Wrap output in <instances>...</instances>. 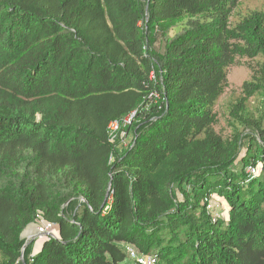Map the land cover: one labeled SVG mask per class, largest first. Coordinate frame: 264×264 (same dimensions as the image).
<instances>
[{
	"label": "trees",
	"instance_id": "obj_1",
	"mask_svg": "<svg viewBox=\"0 0 264 264\" xmlns=\"http://www.w3.org/2000/svg\"><path fill=\"white\" fill-rule=\"evenodd\" d=\"M237 3L0 0V264H124L125 245L157 264H264V127L240 156L243 136L212 128L234 56L264 72V13L230 27ZM37 212L58 234L32 254Z\"/></svg>",
	"mask_w": 264,
	"mask_h": 264
},
{
	"label": "rangeland",
	"instance_id": "obj_2",
	"mask_svg": "<svg viewBox=\"0 0 264 264\" xmlns=\"http://www.w3.org/2000/svg\"><path fill=\"white\" fill-rule=\"evenodd\" d=\"M254 12L264 13V0H238L234 10L231 12L229 19L230 27H234L244 17ZM179 27L172 29L171 33H175ZM160 42L155 43V47L159 46ZM261 57H246L243 55H235L232 63L226 70L225 81L222 85L220 94L213 106L214 119L212 128L224 140L231 139L235 135H242L243 146L239 156L245 154L248 139L245 135L252 132L255 133L252 123L259 124L264 127V72L260 66ZM253 83L259 86V89L247 95L243 91V83ZM250 126V127H248ZM252 127V128H251ZM113 141L123 140L121 144H116L118 151H122L124 146L129 142L130 137H126L123 130L117 127L111 134ZM260 167H258V173ZM179 200L182 195L176 192ZM227 205L224 201H217L213 204V209L210 211L213 218L226 217ZM228 215V214H227ZM34 226L25 229L22 232V238L25 240L24 246L31 242L32 254L39 250V247L44 240L43 238L33 237ZM124 264H134L131 260L125 261Z\"/></svg>",
	"mask_w": 264,
	"mask_h": 264
},
{
	"label": "built area",
	"instance_id": "obj_3",
	"mask_svg": "<svg viewBox=\"0 0 264 264\" xmlns=\"http://www.w3.org/2000/svg\"><path fill=\"white\" fill-rule=\"evenodd\" d=\"M151 78H153V74H151ZM133 113L123 119L124 124H128L130 122ZM118 127V123L112 122L109 125L110 135L112 131ZM113 136L111 135V138ZM260 163L256 165H248L245 168V172L250 175L251 177L257 176L258 167H260ZM222 199L216 196L215 194H209L204 197L202 203L205 205V209L207 211H211L213 209V204L217 201H221ZM223 201V200H222ZM34 234L29 236V238L39 237L43 239H50L51 237H55L58 234V226L53 222L46 221L40 212L36 213V221L33 224ZM125 252L127 257L134 262V264H157L158 256L154 253L150 254H138L136 249L130 245H125Z\"/></svg>",
	"mask_w": 264,
	"mask_h": 264
}]
</instances>
